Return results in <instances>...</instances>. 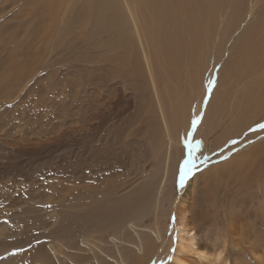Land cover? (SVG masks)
<instances>
[{
	"label": "rangeland",
	"instance_id": "rangeland-1",
	"mask_svg": "<svg viewBox=\"0 0 264 264\" xmlns=\"http://www.w3.org/2000/svg\"><path fill=\"white\" fill-rule=\"evenodd\" d=\"M114 1L121 6L124 22L129 25L122 27L121 39L119 32V37H114L105 26L99 0H0V264H171L179 240L178 206L195 204L193 196L199 197L200 178L205 176L206 167L214 169L226 161L218 157L213 163L197 165L192 160V172L184 186H180V169L189 157L188 145L195 140L219 75L242 40L243 28L259 17L264 0H254L252 6L251 0L246 1L249 14L243 25L232 32H228L231 20L226 21L231 5L217 11L215 47L227 36L228 41L212 73L209 72L206 79L199 76L200 86L196 80V84H192L194 79L189 73L184 72L185 75L176 80L170 77L161 56L150 61L149 44L154 54L156 44L144 32L150 24V11L146 7L139 10L133 0H127L133 21L123 0ZM166 3L180 4L161 0V7ZM183 23L186 25L185 20ZM125 36L129 39L128 45L122 40ZM145 56L153 73L160 77L158 90L163 92L164 98H171L168 105L173 116L177 114V118L183 119L184 113L185 127L190 132L184 137L187 151L185 148L174 156L179 166L173 186L163 196V201L158 197L159 181L154 172L162 166L165 150L150 149L147 142L141 141L136 154L139 168L134 174L120 169L113 158L106 163L108 154L104 157V148L107 149L110 140L121 136L120 110L109 113L112 104L121 97L117 89L135 103L138 110L142 108L140 121L146 117L141 103L144 91L139 89L146 85L148 92L154 90ZM135 57L141 70L130 64ZM152 63L158 71L153 70ZM263 68L264 57L261 56L252 74H243L240 85L227 87L231 91L222 99L227 111L214 121L215 127L217 123H220L218 129L226 124L225 117L231 113L235 97L247 90L251 94L261 84ZM209 74L212 79L207 84ZM197 88L201 92L207 88V97L197 94ZM150 98L154 108L165 110L164 107H168L165 101L157 102L154 94ZM132 110L135 109L130 106L128 113ZM92 112L99 115L98 119H93ZM193 121H197L195 128ZM261 138L264 141V134ZM247 148H235L231 153L243 154ZM113 171L118 172L117 175ZM117 181L119 188L115 190ZM107 191L112 195L111 201L116 203L107 209L110 213L102 211V216L94 215L90 212L93 205L105 203ZM169 204L172 208L168 210ZM199 220L196 216L193 222L201 242L206 241L204 244L210 250L226 252L228 247L239 244L236 241L241 240L239 236L236 239L233 235L228 241L220 232L213 234L215 224ZM139 225L144 227L145 235ZM159 227L162 230L159 240L164 237V245L146 259L144 250L158 242L156 237L148 239L149 232ZM210 230L212 236L208 235ZM222 230H226L224 225ZM261 236L255 239L248 234V243L241 240L243 246L246 245L241 252L247 250L248 255L241 256L240 264H263L264 233ZM216 237L218 241L214 242ZM142 244L145 248L140 247Z\"/></svg>",
	"mask_w": 264,
	"mask_h": 264
},
{
	"label": "bare ground",
	"instance_id": "bare-ground-1",
	"mask_svg": "<svg viewBox=\"0 0 264 264\" xmlns=\"http://www.w3.org/2000/svg\"><path fill=\"white\" fill-rule=\"evenodd\" d=\"M133 1L136 8L139 7V10H141L142 7H146L150 11L149 28L144 30L146 37L150 38L151 41L156 44V54L152 52L151 43L149 44L150 61H152L153 57L157 58L161 56L163 59V66L170 77H173V79L176 80L179 79V77L184 76V72L189 73L192 80L194 79L193 82L190 80V84L191 82L192 84H196V81L197 84H199L201 79H203L202 76H205L206 79L207 74L209 72L210 74L212 73L211 71H213V68L215 69L219 64L218 62V64L215 62L218 60L219 54L224 50V46L228 41V36H224L225 38L219 42L220 46L215 47V29L216 25L219 24H216L217 11L221 7L231 5V11H229L230 14H228L229 16L226 19V21L231 20L230 30L228 31L225 29L228 32L238 30L240 25L246 20L250 11V7L247 8V4H245L248 0H167L177 1L180 4L166 3L163 7H161V0ZM253 1L254 0L249 1L251 6ZM99 2V9L102 11L105 26L111 34H114V37L117 36L118 38L119 35L117 32H119L120 39L123 38L121 29L122 27L127 28L129 25H126V22H124L125 20L121 6L115 3L114 0H99ZM123 2L126 10L129 11L134 21L127 0H123ZM224 8L227 9L226 7ZM109 13H111L110 17H108ZM184 20L186 21V25L183 23ZM135 26L137 30V25L135 24ZM222 29L223 28H221V31ZM122 40H124L125 45H128L127 43L129 39L126 36ZM242 40H244V42L243 44H240ZM242 40L239 41V45H237L233 56L229 58V61L225 62L226 64L224 65L222 73L219 75L216 88L211 96L212 101L210 104L208 103L209 105L206 107L207 111L203 115V119L198 127L195 140L192 144L193 147L191 149L192 160L197 165L213 163V160L218 157H221V160L224 157L226 158V161H222V163L216 165L214 169L212 167L209 168V166L206 167V171H211L206 173L204 170L205 176L200 178L202 190H200L199 197L193 196L196 199L195 204L190 203L186 207H183L182 205H185V203H182L178 206L177 216L179 240L177 248L172 255L171 264H240L242 261L241 256H243V254H245L244 256L248 255L247 250L241 252L243 249H246V245L243 246L242 243H248V238L246 236L249 234L250 238L254 237L255 239H259L262 237L261 233H264V141H262L261 138L264 134V128L260 127V125H264V79L261 84L251 92V94L247 90L244 94L241 93L240 96L234 98L231 106V113L225 117L226 124L222 128L218 129L220 123H217L216 127L214 126V121L216 122V120L227 111V105L223 106L222 104V99H226L231 91V89H227V87L240 85V79L243 77V74H252L253 70L257 68L259 58L261 56L264 57V8L261 9L259 17H257L255 21L249 22L247 26L243 28ZM146 58L147 57L145 56L154 90L153 93L148 92L146 90V85L139 89L140 91H144L141 103L145 106L146 117L140 121V111L142 108L140 109L139 107L138 110L137 107H135V103L132 104L131 100L127 99L122 95V91L119 92L117 89V92L121 97L117 103L114 102V105L112 104V110L109 111V113L114 114L115 110H120L119 120L121 122L119 124L121 125L120 127H117L120 129L119 132L121 136L119 135L110 140L107 149L104 148V157L108 154L109 158L105 159L106 163L109 164L108 160L113 158L115 164L118 167H121L120 169H128L134 174L137 173L139 168L136 154L140 148L141 141L147 142L148 144L146 145H148V148L150 149L154 147V149L161 150L162 152L165 150V157L162 166H159L156 171L154 170L155 172L153 171L155 177L157 176L159 181L157 184L159 189L158 197L163 201L165 198H163V196L169 188H172L173 186L175 173L179 166V163L174 156L179 152H184V149L186 148V140H184V137L187 138V134L190 132L187 130L188 127H185L186 116H184V113H182L184 117L183 119L181 117L177 118V114L173 116L172 110L168 105L170 104L171 98H164L163 92L158 90L157 85L160 77L157 73H153ZM209 60H211L212 63H208ZM130 64L133 68L141 70L138 58H132ZM152 67L153 70L158 71V68L153 65V63ZM210 74L206 80L207 84L210 82V79H212ZM199 76L202 78L200 79ZM178 88H180V86ZM199 88H197V94H202V98L203 96L207 97V88H204L202 92ZM152 94L157 97V102L161 104L165 101L168 107H164L165 110L154 108L150 98ZM130 106L135 110L128 113ZM136 109L137 112H135ZM98 116L93 114L92 117L93 119H98ZM100 118H102L101 115ZM169 123L172 128H170ZM116 133H118V131ZM247 141H250V143L245 144L244 146L243 144ZM246 146L248 148L243 151V154L231 153L235 148L243 149ZM115 150H118L117 154L114 153ZM186 151L187 148L185 149V152ZM101 152L103 153V151ZM172 158H174L173 161ZM115 173L117 175L118 172ZM114 187L116 190L119 188V184L118 187L116 185ZM146 193H144V195ZM190 194L191 193H189V195ZM105 196V203L99 205L94 204L93 207L91 206L92 209L90 212L94 215L99 214L102 216V211H105V213L111 212V210L107 209H111V204L116 202L111 201L110 197L112 195L110 191H107ZM168 206V210L172 208L170 204ZM196 216H198L203 223L209 221L212 225L215 224L212 226L215 227L213 234L215 233L217 235L216 232H220L219 234L224 235L228 241L234 236H239L243 242L236 237V239L238 238L236 241H238L239 244L236 243L238 245H235V249L233 247H228L226 252H222V250L217 252L216 249L210 250L207 245L204 244L206 241L203 243L201 242L202 239L196 229L197 226H195L193 222ZM158 218L159 214L156 217L157 221ZM201 220L199 221L201 222ZM258 224L262 227L256 228L255 226ZM223 225L226 228L225 232L222 230ZM130 226L133 225L129 224V227ZM139 227L143 229L141 231L142 234H146L144 227L141 225H139ZM216 229L218 230L216 231ZM254 230L256 233H254ZM211 232L212 231L210 230V233H208L209 236H212ZM161 234L162 230L160 227L150 230L148 239L156 237L158 242L153 244L150 249L144 250L142 248L146 252L145 254H147V257H145V254L139 252L140 254H143V256L145 255L144 257L146 259L150 258L149 254L152 253L154 255L156 249L158 250L159 247L161 248L164 245V237L162 240H159ZM214 239V242L218 241L217 237ZM224 244H226V242ZM140 247L145 248V245L142 244ZM213 247L216 248L215 243L213 244ZM238 247L241 250H236ZM232 253L233 255L231 256ZM139 263L141 264V262Z\"/></svg>",
	"mask_w": 264,
	"mask_h": 264
},
{
	"label": "snow or ice",
	"instance_id": "snow-or-ice-1",
	"mask_svg": "<svg viewBox=\"0 0 264 264\" xmlns=\"http://www.w3.org/2000/svg\"><path fill=\"white\" fill-rule=\"evenodd\" d=\"M197 124V121H193L192 123V127L195 128ZM261 128H264V125H260ZM189 157L188 159L184 162L183 167L180 169V186L183 187L185 181L188 179L189 175L192 172V168H193V162H192V157H191V149H192V145L189 144Z\"/></svg>",
	"mask_w": 264,
	"mask_h": 264
}]
</instances>
